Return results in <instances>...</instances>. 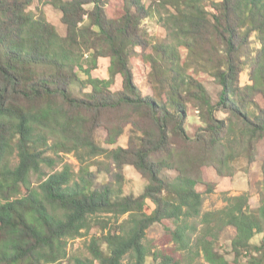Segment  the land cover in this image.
<instances>
[{
    "label": "trees",
    "instance_id": "1",
    "mask_svg": "<svg viewBox=\"0 0 264 264\" xmlns=\"http://www.w3.org/2000/svg\"><path fill=\"white\" fill-rule=\"evenodd\" d=\"M35 1L60 12L64 37L29 10ZM148 19L164 40L149 37ZM101 58L105 79L92 75ZM100 158L116 175L98 190L92 170L109 168ZM241 159L260 164L259 206L225 194L222 208L204 211L207 169L230 177ZM127 166L146 181L138 196L123 194ZM102 214L114 228L93 218ZM94 224L103 227L91 258L75 264H241L243 254L264 264V0H0V264H61ZM153 224L178 257L145 244ZM228 228L231 261L218 249Z\"/></svg>",
    "mask_w": 264,
    "mask_h": 264
},
{
    "label": "rangeland",
    "instance_id": "2",
    "mask_svg": "<svg viewBox=\"0 0 264 264\" xmlns=\"http://www.w3.org/2000/svg\"><path fill=\"white\" fill-rule=\"evenodd\" d=\"M45 1L48 0H44ZM145 6H148L150 0H142ZM36 8H38L43 14L45 19L52 24L59 35L61 37L65 36V26L61 23L60 18L61 14L58 10L52 8L50 5H42L38 6V2L35 1L34 4L30 7L29 10L36 13ZM145 27L147 29L149 37L153 41H162L166 38V31L161 27L160 24L156 22V19H148L145 21ZM184 55L183 52H181ZM107 67L108 60L101 58L98 60L97 69L92 72L93 77L105 79L107 77ZM192 71V70H191ZM189 71V73H191ZM134 77L136 84L140 87V90L143 95H150L151 91L146 82L148 77V69L146 67L142 68L139 65L133 67ZM194 76L198 80H204L206 77L204 75H196ZM244 78H242V81ZM120 78H117L116 84L113 87V91H117L120 89ZM198 125L197 119L195 117V112L192 115L189 123V127L192 128ZM105 132L100 130L98 133L99 137H104ZM102 138L98 139L99 142H102ZM128 138V130L125 131V134L120 137L115 145V147H125L127 144ZM104 148H106L104 146ZM99 161L105 163V165H109L107 171H93L91 180L93 182V186L95 189H101L106 185L112 186L115 182L116 171L114 169V165L104 158H100ZM64 163L69 164L72 167V170L76 173L78 171L79 165L77 160L72 154L64 156ZM60 166L56 167V170H59ZM104 169V168H103ZM47 174L50 173L49 169H44ZM207 175V186L198 185L197 190L203 196V210L204 211H212L216 209H220L224 206L222 201L223 196L228 194L230 196H236L243 193H247L249 195V203L252 209H256L259 206V191L261 189V171L260 164L254 163L248 165L245 160H239L236 164H234V174L230 177H221L218 176L213 168H208L206 171ZM124 182L122 185L123 194L124 195H134L138 196L142 193L144 186L146 185V181L141 178V176L131 167H124L123 169ZM32 182L36 184V179L33 178ZM209 189V190H208ZM154 206L149 201L146 200L144 204V211L147 214H150L153 210ZM96 221L108 222L109 228H114V218L108 215H96L93 217ZM125 217L119 218L118 223H120ZM99 224L92 225L89 233L82 238H77L75 240H71L67 243V255L68 258L64 260L61 264H75L71 259L73 258H91L88 251L87 245L90 241L91 236L100 235L103 226H98ZM117 225V224H116ZM106 232V231H105ZM234 235L232 229H226L224 233L221 235L218 242V249L221 250L227 259L231 261L232 255L230 252V241ZM260 236H256L253 240V244H259ZM145 244L148 246H153V252L159 251L165 255H175L172 251L173 244L168 242V239L164 235L163 228L159 224H153L149 227L146 232ZM178 254V253H177ZM247 254H243L241 257V264L246 263ZM126 264V261L123 262ZM147 264H152L151 260H147ZM186 264V263H182ZM194 264H202L201 260H196Z\"/></svg>",
    "mask_w": 264,
    "mask_h": 264
}]
</instances>
